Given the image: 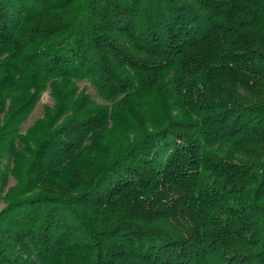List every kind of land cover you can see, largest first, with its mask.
<instances>
[{
  "label": "trees",
  "instance_id": "obj_1",
  "mask_svg": "<svg viewBox=\"0 0 264 264\" xmlns=\"http://www.w3.org/2000/svg\"><path fill=\"white\" fill-rule=\"evenodd\" d=\"M1 206L0 264H264V0H0Z\"/></svg>",
  "mask_w": 264,
  "mask_h": 264
},
{
  "label": "rangeland",
  "instance_id": "obj_2",
  "mask_svg": "<svg viewBox=\"0 0 264 264\" xmlns=\"http://www.w3.org/2000/svg\"><path fill=\"white\" fill-rule=\"evenodd\" d=\"M87 86V90L88 93H90L96 100L101 101L100 98L97 96L95 89L90 86V84L88 82H82L80 84V88H86ZM53 104V99L50 95V91H47L45 93H43L42 97L40 98L38 105L36 106L32 116L30 117L29 121L27 122V124H25L24 129L27 130L28 127H30L31 125H33V123L42 118L44 115V106L45 105H52ZM3 206L0 207V209H2Z\"/></svg>",
  "mask_w": 264,
  "mask_h": 264
}]
</instances>
